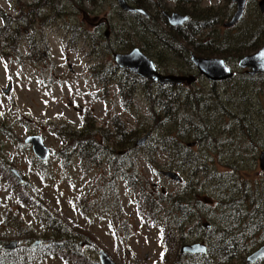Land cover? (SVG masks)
<instances>
[{
	"label": "rangeland",
	"instance_id": "374dc122",
	"mask_svg": "<svg viewBox=\"0 0 264 264\" xmlns=\"http://www.w3.org/2000/svg\"><path fill=\"white\" fill-rule=\"evenodd\" d=\"M29 1L19 0L17 3L16 0H0V9L13 17L19 3ZM257 1L246 2V19L256 17ZM222 3L223 0H201L202 7H215ZM57 5L53 13L44 11L38 19H32L30 25L24 23L21 26L25 31V40L27 36L30 38V48L22 38L15 53L6 51V59L0 56V121L9 130L8 138H0L2 155L6 163H9L6 167L15 169L21 175L23 184L19 192L26 194L37 207L42 206L45 211L57 216L79 235L75 245L82 239L91 243V247L79 248V258L70 260L68 264H98V250L105 251L117 264H162L160 257L164 247L159 235L165 220L160 215L165 216L164 211L169 209L168 201L162 202V199L182 195L184 191L188 196L190 187V193L195 192L197 200L208 204L206 199H213L206 187L210 181L206 184L207 177L197 174L190 178L188 173L180 174L178 171L173 172L179 175V183L162 177L159 172L166 156L159 149L151 155L147 154V157L139 152L126 154L125 161L132 164L144 191L153 199L159 200L158 195L162 196L161 202L154 206L162 211L154 215V223L140 202L137 184L131 190L127 182L104 160L99 167L94 168L83 166L74 155L62 157L60 139L56 136L55 128L63 124L80 129L84 111L89 112L93 120L90 129L94 131L97 128L102 131L107 129L106 114L118 116L128 128H132L136 127L135 112L146 121L149 113L141 89L133 98L134 108L125 110L115 85L111 84L104 92L95 84V74L96 77L102 76L103 67L114 66L111 54L100 47L95 36L96 26L105 21L110 26L108 36L113 44L114 34L122 24V17L116 14L114 0H57ZM242 27L227 32L228 36L238 37ZM123 40L121 37L119 43H123ZM146 57L155 66L157 61L160 69L165 68L163 73L175 72L167 70V67L178 70L182 68L179 60L173 57L156 59L151 52ZM225 63L233 71H240L228 60ZM187 73L193 74L192 71ZM197 79L191 86L193 89H208L209 82L202 77ZM7 84H10V89L5 95L2 90ZM181 88L186 86L181 85ZM250 102L255 100L251 99ZM31 135L40 136L50 151L42 167L37 164L39 161L32 155L30 147L23 143V139ZM248 148L251 149L248 142L235 134L226 138L220 136L208 148L207 151L212 153L207 152L205 159L213 162L210 164L217 172H225L223 166L237 160L242 163L240 172L247 178H253L255 171H260L257 161L260 151L253 155ZM192 149L195 151L197 148ZM251 157L255 159V164ZM33 204L23 203L17 189H11L8 180H0V220L4 210H14L32 231L34 239L41 242L42 235L40 251H28L30 242L15 239L13 230H6L0 225V238L4 239L0 248L14 240L17 241L19 252L22 250L20 256L25 257V264H65L58 257L42 254L47 247L43 238L47 226L42 219V212ZM191 215L196 216L195 220L192 217L185 223L193 225V222L201 224L207 221L205 211ZM189 230L183 231L184 244L193 242L195 238V228ZM173 238L177 239V236ZM166 246L171 255L166 258V264H170L174 251L177 248L179 250L181 245L176 247L170 241Z\"/></svg>",
	"mask_w": 264,
	"mask_h": 264
},
{
	"label": "trees",
	"instance_id": "16d2710c",
	"mask_svg": "<svg viewBox=\"0 0 264 264\" xmlns=\"http://www.w3.org/2000/svg\"><path fill=\"white\" fill-rule=\"evenodd\" d=\"M163 1L165 0L133 1L135 7L147 12V18L117 10L116 14L125 21L121 32H124L123 36L126 38V51L136 47L145 55L151 52L156 59L173 57L179 60L182 68L178 70L167 67V70L173 69L176 73L182 74V70L195 72L188 58L189 53L204 58L228 60L236 66L240 57L257 51L264 44V13L259 14L256 9L255 18L246 19L244 15L245 18L240 22V26L243 27L238 37H229L227 34L229 30H225L221 37L213 36L203 40L200 32L215 24L219 26L224 16L228 19L227 13L224 15L214 13L213 10L211 12L193 10L182 28H170L167 25L162 28L161 24H166L164 18L159 15V11L165 6ZM57 6V0H30L28 3H19L13 17H9L0 9V56L6 59L5 52L15 53L20 40L22 38L25 40V31L21 27L24 23L30 25L34 19L39 18L40 13L48 10L53 13ZM26 39L30 48V38L27 36ZM31 48L33 49V45ZM157 68L161 67L157 64ZM102 70V76L96 77L95 74L97 79L95 84L104 92L111 84L115 85L125 110L134 108L133 98L141 89L148 107L147 121L135 112L136 127L128 128L118 116L106 114L107 129L102 131L103 129L97 128L94 131L90 129L93 120L89 112L84 111L80 129L63 124L55 128L56 136L60 139L62 157L74 155L83 166L94 168L99 167L104 160L122 180L127 182L131 190L135 189L137 184L140 202L151 222L155 223L157 212L162 211L155 209L154 206L161 202L162 196L159 194V200L153 199L144 191L132 164L125 161V155L129 152H139L147 157V154L151 155L159 149L166 156L162 170L188 173L190 178L197 174L207 177L206 184L210 181V185L206 187L213 198H207L209 203L203 204L201 200H197L195 192L190 193L189 187L188 196L184 191L182 195L162 199V202L168 201L169 209L164 211L165 216L160 215L161 219L165 220L159 235L164 247L160 257L161 263L166 264V258L171 256L167 252V243L171 241L176 247L184 244L183 231L193 227L196 234L192 243H204L207 246L206 253L199 256L180 255L177 248L170 264H247L245 257L264 244V172L255 171L256 175L253 178H247L240 172L239 167L242 163H238L237 160L224 165L225 172H217L210 164L213 162L205 158L206 153L210 152L207 151L208 148L218 137L226 138L230 134L246 140L251 147L248 148L249 152L253 155L264 150V74L247 76L242 71L231 69L233 71L231 79L209 83L208 89L203 90L193 89L192 85L186 88H181V85L160 86L112 65L103 67ZM251 99L255 102H250ZM134 111L135 109L132 113ZM148 131L150 135L145 144L142 147H135L134 142ZM8 136V127L0 121V138ZM190 143L193 147L189 146ZM194 147L197 148L195 151L192 149ZM121 152L122 155L119 154ZM251 160L255 164L253 157ZM8 164L2 155L0 145V180H8L9 187L17 189L23 203L33 204L26 194L19 192L21 186L9 174L6 167ZM37 164L40 167L44 165L41 162ZM34 206L42 212V219L47 226V232L43 236L47 247L42 254L58 257L65 264L79 258V247L75 245L79 235L57 216L45 211L42 206ZM201 211L206 213L209 228H203L199 222H193V225L190 222L185 223L194 217L191 213L197 214ZM195 218L196 216L193 220ZM0 225L6 230H13L12 233L17 240L20 238L31 242L35 237L14 210H4ZM174 235L177 239L173 238ZM40 238L42 242V235ZM3 240L1 237L0 243H3ZM40 249L41 247L27 248L28 251ZM171 249L174 250V247ZM21 253L22 250L19 252L18 246L13 251L0 248V264L17 262L25 264V257L20 256ZM255 264H264V259Z\"/></svg>",
	"mask_w": 264,
	"mask_h": 264
},
{
	"label": "water",
	"instance_id": "95a60500",
	"mask_svg": "<svg viewBox=\"0 0 264 264\" xmlns=\"http://www.w3.org/2000/svg\"><path fill=\"white\" fill-rule=\"evenodd\" d=\"M236 8L231 19L225 24L226 27L233 26L242 16L245 0H233ZM116 6L122 13L138 14L146 16V13L139 9L130 6L125 0H115ZM258 9L260 12L264 11V0L258 1ZM166 22L169 26H181L187 17L180 16L176 13L165 14L163 13ZM113 64L118 69L126 70L135 76L147 80L151 83L163 86V85H192L195 81L194 75H176V74H163L156 70L153 62L146 57L139 49L133 48L125 54H113ZM189 61L194 67L196 73L205 79L209 83H219L230 79L233 76L232 70L225 64L222 59L219 58H204L189 55ZM236 66L240 71L247 76H254L256 74H264V44L254 53L240 57ZM10 89V84L6 85V89L2 90L4 94H7ZM150 131L146 132L143 136L138 138L134 142L135 147H142L146 139L149 137ZM23 142L29 145L32 155L40 162H44L49 155V149L43 144V141L38 135L27 136ZM258 168L261 172H264V150L260 151L257 156ZM8 172L18 182L22 184L23 180L19 173L9 168ZM160 175L173 182H180L179 176L172 171H161ZM204 228H208V224H203ZM39 245V241L36 239L31 244V248H35ZM17 243L12 241L3 246L6 250H14ZM180 255H203L206 253V246L202 243L183 244L179 247ZM264 259V244L256 248L249 255L245 257L247 264H254L255 262ZM98 264H117L109 255L103 251H97Z\"/></svg>",
	"mask_w": 264,
	"mask_h": 264
},
{
	"label": "flooded vegetation",
	"instance_id": "af4514ba",
	"mask_svg": "<svg viewBox=\"0 0 264 264\" xmlns=\"http://www.w3.org/2000/svg\"><path fill=\"white\" fill-rule=\"evenodd\" d=\"M125 1L130 6H132L134 8H138V7H135L134 6V4H133V1L134 0H125ZM247 1L248 0H245V2H244V7H243V12H242L241 18L233 26L226 27L225 24L231 19L232 15L235 12L236 5H235V2L233 0H223L222 5L215 6V7H202L201 6V0H191V2H190V0H165V1L162 2V3L165 4V6L162 7L163 10H160L159 11V15L162 18H164L165 22H166V19H165L163 13H165V14L176 13V14H178L180 16L187 17V21H185L181 26H175V27L169 26L167 24V22H166V24H163L161 22L162 23L161 24V27L164 28L165 27L164 25H167L170 28H182L188 22V20L190 18V14L193 13L194 11H205V10H207V11H210L211 12V10H213L214 13H218L219 12L218 14H221L222 13V14L225 15L227 13L228 16H229L228 19H225L226 16H224L223 17L224 20L221 22V24L219 26H218V24H215V25H213V26H211L209 28L203 29L202 32H200L199 35H200L201 38L203 37L202 38L203 40H207L208 37L211 38L213 36L221 37L222 34H224L226 32L225 30L231 31V30L237 29L240 26L241 20L244 19V15H246V10H245V6L246 5L245 4H246ZM114 3H115V0H114ZM168 4H171V7H168ZM223 4H224V6H223ZM257 4H258V1H257ZM115 7L118 10V8L116 6V3L114 5V8ZM232 9H233V12L231 13L230 11ZM141 10H143V9H141ZM181 10H184V11H181ZM256 11L259 14H263L264 13V11L263 12H260L259 11L258 6H257V10ZM144 12L146 13V16L145 17L144 16H141V15H139V16H141L143 18H147L148 17V14H147L146 11H144ZM210 12H208V13H210ZM128 14H130V13H128ZM135 15H138V14H135ZM249 19H253V18H249ZM121 21H122L121 26L120 27L118 26L119 28L117 29V32H115V34H114L115 39L113 41V44L110 43V39H109L110 36H108V33L110 34V30H109L110 29V26H109V24H106V22L104 21L102 24L97 25L96 28H95V36H96L97 43L99 42L100 47L102 49H104L105 51L109 52L111 54V57L113 56V54H125L126 52H128V51H126V38L123 36L124 35V32H121L123 30L122 27L125 24L124 23L125 22L124 21V18L123 19L121 18ZM103 27H105V29H104V31L102 33H100V31L103 29ZM121 37L124 38V40H123L124 42L123 43H119V39H121ZM107 46H109V47H107ZM134 48H136V47H134ZM190 54H193V53H189L188 54V58H189V55ZM112 62H113V58H112ZM157 64H158V62L156 61V67H157ZM158 71L160 73H163L164 72L163 69H158ZM170 71H174V70H170ZM188 71H190V70H182V72H183L182 74H178L176 72H174V73H171L170 72V73H164V74L189 75L187 73ZM192 72H193V75L195 77V81L198 80L197 77H201L196 72H194V71H192ZM208 228H209V224H208ZM202 244H204V243H202ZM77 245L79 247L80 246L91 247V243L89 241H87L86 239H82L81 242L80 241L77 242ZM206 248H207V246H206ZM196 256H199V255H196Z\"/></svg>",
	"mask_w": 264,
	"mask_h": 264
},
{
	"label": "bare ground",
	"instance_id": "6f19581e",
	"mask_svg": "<svg viewBox=\"0 0 264 264\" xmlns=\"http://www.w3.org/2000/svg\"><path fill=\"white\" fill-rule=\"evenodd\" d=\"M147 140V139H146ZM23 184V183H22ZM22 184H20V185H22Z\"/></svg>",
	"mask_w": 264,
	"mask_h": 264
}]
</instances>
